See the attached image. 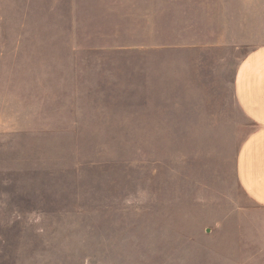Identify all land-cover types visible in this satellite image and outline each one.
I'll return each instance as SVG.
<instances>
[{"label":"rangeland","instance_id":"374dc122","mask_svg":"<svg viewBox=\"0 0 264 264\" xmlns=\"http://www.w3.org/2000/svg\"><path fill=\"white\" fill-rule=\"evenodd\" d=\"M259 46L264 0H0V264H264Z\"/></svg>","mask_w":264,"mask_h":264},{"label":"crops","instance_id":"0c3cea01","mask_svg":"<svg viewBox=\"0 0 264 264\" xmlns=\"http://www.w3.org/2000/svg\"><path fill=\"white\" fill-rule=\"evenodd\" d=\"M240 109L254 124L236 158V177L248 201L264 210V46L240 62L234 79Z\"/></svg>","mask_w":264,"mask_h":264}]
</instances>
